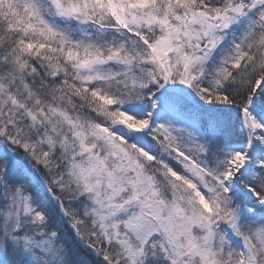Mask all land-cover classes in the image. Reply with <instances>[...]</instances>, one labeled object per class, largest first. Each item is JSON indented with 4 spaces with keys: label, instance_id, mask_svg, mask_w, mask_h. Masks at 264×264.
Segmentation results:
<instances>
[{
    "label": "snow or ice",
    "instance_id": "1",
    "mask_svg": "<svg viewBox=\"0 0 264 264\" xmlns=\"http://www.w3.org/2000/svg\"><path fill=\"white\" fill-rule=\"evenodd\" d=\"M0 264H264V0H0Z\"/></svg>",
    "mask_w": 264,
    "mask_h": 264
}]
</instances>
